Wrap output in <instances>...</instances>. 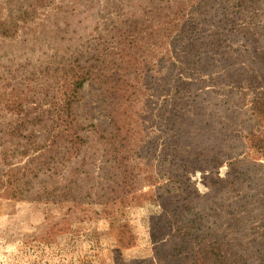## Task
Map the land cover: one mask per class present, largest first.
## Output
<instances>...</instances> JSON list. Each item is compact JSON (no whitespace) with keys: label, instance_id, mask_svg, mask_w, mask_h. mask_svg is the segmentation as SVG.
<instances>
[{"label":"rangeland","instance_id":"1","mask_svg":"<svg viewBox=\"0 0 264 264\" xmlns=\"http://www.w3.org/2000/svg\"><path fill=\"white\" fill-rule=\"evenodd\" d=\"M0 23V170L38 155L22 154L30 141L60 157L64 117L88 127L79 157L57 167V198L0 196V264H193L174 256L188 226L218 244L203 264H264V170L233 184L226 157L212 169L187 161L209 145L197 133L221 129L226 155L246 153L233 145L253 127L254 93L264 94V0H0ZM244 46L250 54L236 57ZM80 68L91 77L63 107ZM180 80L192 84L186 92ZM175 113L196 145L177 159L166 156ZM37 174L36 189L48 182ZM170 181L200 199L176 187L156 200ZM183 204L188 214L176 210Z\"/></svg>","mask_w":264,"mask_h":264},{"label":"trees","instance_id":"2","mask_svg":"<svg viewBox=\"0 0 264 264\" xmlns=\"http://www.w3.org/2000/svg\"><path fill=\"white\" fill-rule=\"evenodd\" d=\"M222 17L225 20L224 26H227L231 21L228 19L227 9L225 8L222 13ZM222 19V20H223ZM1 24V23H0ZM2 28V27H1ZM0 28V33L4 35V31H2ZM191 42L194 43L196 46L200 43H205L203 39L193 37L191 39ZM236 57L240 53H248L250 54L249 49H246V46H244L242 49H238L235 51ZM238 60V59H237ZM237 70L228 71V74L230 76V80H232L234 77L238 76ZM244 75L241 77L236 78V82H240L242 80ZM91 77L90 71H84L82 68H80L79 74H73L72 79L65 92L61 94V100L60 104L63 107L71 108L74 103L78 101V92L84 87V84L89 80ZM232 78V79H231ZM264 78V75H263ZM191 83L185 82L180 80V83L178 84V90L184 89V92L191 86ZM182 92V91H179ZM71 113L72 112H68ZM67 113V114H68ZM249 114L253 121V127L251 129H248L247 132H245V135L242 137V140L235 141V145H233L234 148H242L246 150V153L238 154L237 156H243L246 155L247 157H252V160L248 164H244V162L241 159H236L233 155H226L224 153L223 148L227 146V140L225 137V133L223 130H214L209 133H197L196 138L202 137L205 139L206 143H209L206 147H201L203 153L194 152L193 154L189 155L187 161L190 164H196L197 168H206L211 167L216 168L222 164V161H218L222 157H226V159L229 161V165L232 168V173L234 175L233 184H236L237 181H240L242 179L245 180L246 172L249 171L251 168L256 172V175L259 173V170H264V94L254 93L253 99L251 101V105L249 108ZM177 113L173 114V121L172 126H168V134L171 137V140L168 144V147L166 149L167 151V158L168 157H174L175 154L177 155L176 159L179 156L180 150L188 147L195 148L193 142H188L187 139H185L184 133L187 132L185 128H181V123L177 121ZM73 118V119H71ZM66 124V129L63 130L62 134L58 135L60 136L59 139L62 141H65L67 146L64 148L61 152H56L57 154H60V157H48L50 153H52L51 150L54 149V145H44V147H35L32 148V143H30L24 148L22 151V154L27 156H33L31 154H35L40 152L38 155L32 157L28 164L24 167H8V170L3 171L0 170V172L3 171L2 177L0 178V190H2L1 198H8L13 200H24L25 194L32 192L33 190L36 191V200L43 201V200H49L52 198H57L59 196L58 191L59 187L57 186V182L55 181L56 176L58 175L57 167H61V163L63 161L66 162L68 165V162L71 163V159L79 157L82 148L87 146V137L83 136V132L88 129L85 125L80 123L78 120H76L74 117H64L62 120ZM180 126V128H178ZM90 127L94 128L95 125H90ZM177 128V129H176ZM180 134H182V137H180ZM204 136V137H203ZM33 137V136H32ZM30 137V138H32ZM182 142V143H181ZM37 144V143H36ZM35 145V143H34ZM48 147V148H47ZM207 153H206V152ZM54 153V154H56ZM30 154V155H29ZM56 154V155H57ZM249 155V156H248ZM207 156V157H204ZM228 156V157H227ZM83 162V160L81 161ZM261 162V163H260ZM32 163H36V167H31ZM64 164V167L66 166ZM199 164V165H198ZM200 164H203L200 166ZM237 164V166H236ZM236 166V167H235ZM81 167V166H80ZM46 172L48 174L47 179L48 182L46 185H39L37 189L33 187L32 182L29 180V177H37L39 172L43 173ZM73 168L70 174L73 173ZM21 176H19V174ZM69 184H73V181L76 179H73L71 176L67 177L66 179ZM170 180H176L174 177H170ZM178 181V180H177ZM174 182V185H173ZM179 182V181H178ZM75 183V182H74ZM182 186V183L179 182ZM173 185V186H172ZM231 185V183H229ZM40 187V189H38ZM178 187L180 191L185 194V199L189 202L194 200H199L200 197L193 194L189 189L185 186V188L177 186L176 181H170L167 184L162 185L161 187H158L156 194V200H162L163 194L166 193L168 196H170L171 191L173 188ZM72 190L68 188V194L63 195L65 196V201L71 199ZM167 196V197H168ZM77 198H74L72 200H75ZM181 214H188L190 212V209L186 204H183L182 208L176 209ZM204 228V227H203ZM202 230L200 228H197L199 233L194 236L192 234L193 227H186L181 228L178 232L181 235L182 238L179 240L178 246L175 247V257L181 258L185 257L187 259H190V261L193 262V264H203L204 260L206 261L211 258L213 255H216L218 249L217 243L216 245L212 242L206 243V237L207 234L205 232V229ZM197 247L196 251L195 249H192L193 245ZM221 257V255L217 254Z\"/></svg>","mask_w":264,"mask_h":264}]
</instances>
